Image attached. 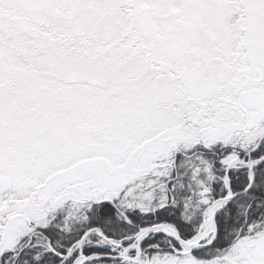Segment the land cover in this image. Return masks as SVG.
Here are the masks:
<instances>
[{"label":"snow or ice","instance_id":"6c2138e0","mask_svg":"<svg viewBox=\"0 0 264 264\" xmlns=\"http://www.w3.org/2000/svg\"><path fill=\"white\" fill-rule=\"evenodd\" d=\"M0 264H264V0H0Z\"/></svg>","mask_w":264,"mask_h":264}]
</instances>
